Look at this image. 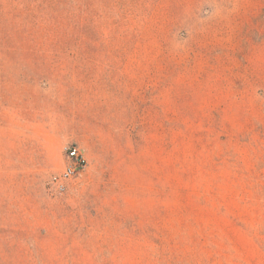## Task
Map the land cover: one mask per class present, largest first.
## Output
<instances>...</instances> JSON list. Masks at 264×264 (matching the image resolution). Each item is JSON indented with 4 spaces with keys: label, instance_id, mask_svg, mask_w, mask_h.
I'll return each mask as SVG.
<instances>
[{
    "label": "rangeland",
    "instance_id": "1",
    "mask_svg": "<svg viewBox=\"0 0 264 264\" xmlns=\"http://www.w3.org/2000/svg\"><path fill=\"white\" fill-rule=\"evenodd\" d=\"M32 92L87 166L0 264H264V0H0V134Z\"/></svg>",
    "mask_w": 264,
    "mask_h": 264
},
{
    "label": "crops",
    "instance_id": "2",
    "mask_svg": "<svg viewBox=\"0 0 264 264\" xmlns=\"http://www.w3.org/2000/svg\"><path fill=\"white\" fill-rule=\"evenodd\" d=\"M8 105L18 107L10 111V122L0 134V221L33 222L44 213V196H50L42 180L49 164L44 153L60 133L50 118L43 121L42 105L83 104L77 96L32 92L19 94Z\"/></svg>",
    "mask_w": 264,
    "mask_h": 264
},
{
    "label": "built area",
    "instance_id": "3",
    "mask_svg": "<svg viewBox=\"0 0 264 264\" xmlns=\"http://www.w3.org/2000/svg\"><path fill=\"white\" fill-rule=\"evenodd\" d=\"M66 164L64 169L53 175L47 182L48 192L62 195L70 182L80 175L87 166L83 152L76 145H71L65 149Z\"/></svg>",
    "mask_w": 264,
    "mask_h": 264
}]
</instances>
